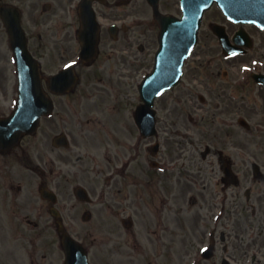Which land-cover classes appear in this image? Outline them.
<instances>
[{"label":"flooded vegetation","instance_id":"af4514ba","mask_svg":"<svg viewBox=\"0 0 264 264\" xmlns=\"http://www.w3.org/2000/svg\"><path fill=\"white\" fill-rule=\"evenodd\" d=\"M135 1L94 4L99 19L108 25L101 28L97 59L83 61L79 0H27L34 26L28 16L24 25L34 55L49 67L45 86L55 109L46 117L44 136L28 134L17 146L0 149V264H66V232L80 244L70 248H80L90 264H264V171L257 152L261 146L245 138V133H264V123L253 125L251 120L261 110V92L256 89L264 90L252 78L253 72H264L252 29L261 30L245 25L254 46L240 59L203 64L206 96L189 88L186 97L177 99V105L188 106L190 123L205 126L206 138L190 142V125L183 122L186 125L177 128L170 116L181 113L163 105L157 115L156 160H150L149 138L134 126L132 113L125 108L122 119L115 105L108 108L117 76L108 64L119 65L123 52L130 56H123L122 66L132 65L135 42L137 55L145 58L150 41L140 29L150 33L157 26L149 5L147 16L132 15ZM120 3L126 6L122 12ZM164 6H177L175 13L181 12V0H159L163 12L174 13ZM113 24L118 26L111 28ZM217 24L224 27L231 45L240 42L242 25L217 5L204 17L201 41L207 36L223 51L213 30ZM139 60L135 62L142 63ZM73 62L79 83L71 92L53 93L52 76ZM10 67L5 53L0 63V77L6 82L0 80V117L12 112L19 96L10 87ZM95 77L98 80L92 81ZM97 86L101 90L92 88ZM86 101L92 114L83 118ZM65 110L71 126L53 128L51 123L64 118ZM191 110L202 117H194ZM241 117L250 122L247 127ZM112 133L116 140L99 148V138L111 139ZM117 152L120 158L115 161ZM181 213L187 218L183 224ZM180 228H185L183 234Z\"/></svg>","mask_w":264,"mask_h":264},{"label":"rangeland","instance_id":"374dc122","mask_svg":"<svg viewBox=\"0 0 264 264\" xmlns=\"http://www.w3.org/2000/svg\"><path fill=\"white\" fill-rule=\"evenodd\" d=\"M20 2L26 7L27 16H28V19H27L28 24H31L33 27L34 23L32 21H29V18H31V20H32L33 16L28 12L27 0H20ZM125 7L126 6L122 5L118 12L124 11ZM164 9L172 10V12L175 13L177 6L175 8H170L168 6L167 7L164 6ZM133 11H134V13H133ZM137 13L138 14L140 13L144 17L148 15V8H147V4L145 3V0H136V6L132 10V15L135 16V14H137ZM252 30H253V33L255 34V41H256L255 51L259 52V59L263 62V64L260 65V69L264 70V32L259 31L255 28H253ZM140 32L145 34L148 37V40L150 41V43L148 44L149 49L147 50V53H146L147 58L146 57L144 58V57L137 55L138 44L135 42L133 50L136 53H134V55H133V58H132L133 60L131 63L132 65H130L126 68H124L122 66V64H124L123 56H125L127 58L130 56V54L123 53V52H121L122 57H119V59L121 61L119 65L116 63L108 64L113 68V70L117 71V73H116L117 76H116V80H115L116 81V94L112 97V99L114 101H111L108 104V108L110 109L111 105L112 106L115 105L117 107L115 109V112L120 114L122 119H123V116H124L123 114H124V110L126 107L121 106L120 104L121 103L123 104L124 101H126L125 100L126 96H131V97L135 98V103H136V100H137L136 97H138L137 83L140 81V79H141L140 77H141L142 73L145 72L147 70L148 66H150L153 63V61H152V57H153V53H154L153 51H154L155 47L157 46V43L155 42L156 29L153 32L149 33V31L146 29V27H141ZM3 33H4L3 30L0 29V45L2 44V42L4 44L6 43L5 33L4 34ZM136 36L139 37V31H136ZM209 39H211V38H209L207 36L202 39L198 50L196 51L195 55L193 56V59L190 61V64L187 67L188 74L186 75L181 86H179L176 89L172 90L171 92L167 93L158 101V107L160 109L164 105V107H166V106L175 107L177 110H179V112L181 113V117H179L180 115H174V116H170V118L176 120V122H177L176 127L179 129H181V127L186 125V124L190 125V126H188V131H189L188 133L192 136H189V138L187 137L190 142L200 141L201 139H205L206 138V130L204 129V131H202L200 129V127H198V125H196V124L194 125V124L190 123V121H189V114L190 113L187 110V106L184 105L185 103H181V104L177 105L176 99L186 97L187 94H189V92H190L189 88H192V85L195 84V81L193 80V69L192 68H195L196 66H198L199 61L204 62L205 60H212L213 63L220 62L218 60V57H220L219 56L220 51H218V49L216 50V47L213 46L214 44H211L212 42H210ZM139 41H140V43H142V40H139ZM121 43H122V41L118 42V45H120ZM209 46H212V49H214V52L213 51H211V52L205 51L206 48H208ZM212 52H213V54H212ZM4 56H5V53L0 48V63H3ZM136 57H139L142 63L137 64L138 62H135ZM250 57H248V59ZM48 68L49 67H47L46 70H49ZM0 75H2V74H0ZM0 80H1V77H0ZM96 80H98L97 77H95L94 80H92V81H96ZM1 81L4 84L6 83L3 80H1ZM92 88L100 89L102 87L97 86V87H92ZM256 92H261V98L259 101L261 110L259 113H255L252 116L253 117L252 119L250 118L252 120L253 125L264 123V90L262 88H260V90L256 89ZM102 93H103V90H102ZM102 102H105V101H102ZM183 108H185V111ZM82 110L86 114L85 117H83V118H86L88 115L92 114V113H90V109L88 107L87 101L85 102V105L83 106ZM65 112H66V114H65ZM65 112L64 111L61 112V113H64V116H62L64 118L60 117V118H58L57 123H51L53 128L57 129L60 126H62V128H64V127L69 128L71 126V123H67L68 120L66 118V116H67L70 119V116H69L70 112H67V110H65ZM192 114L193 115L196 114L199 116L201 113L199 111L198 112L192 111ZM167 117H169V116H167ZM113 118L117 121L119 120V118L117 116H113ZM168 122H169V119H168ZM183 122H185L186 124H184ZM73 125H74V123H73ZM44 126H45V124H44ZM74 127L77 129V127L75 125H74ZM134 131L135 130H133V132ZM79 132H82V128H79ZM182 133L184 134L183 131H182ZM245 134H246L245 138H248L249 140H253L252 141L253 144H257L256 143L257 141L260 142L259 146H261V147H257V150H258L257 152L260 156L259 161L261 162L262 170L264 171V149H263V147H264V133L262 136L259 135L258 131H256L254 134H248V133H245ZM71 135H72V133H71ZM101 135H100V137H101ZM42 136H44V133H41V137ZM116 137H117V135L112 133L111 139H109L105 135L102 138H99V148H100V145H101L102 149L108 148L109 146L107 145V143H111L112 140H116ZM153 140L154 139L149 140V143L151 144L153 142ZM114 145H116V144H112V147H114ZM199 145L200 144L198 143L197 146H199ZM115 147L117 148V146H115ZM202 148L203 147H201L200 149H202ZM82 149L85 150L84 148H82ZM165 151L168 152V149H165ZM111 152H114L113 149H111ZM115 155H116L115 156L116 157L115 161H116L120 158V156H119L118 152ZM123 155H125L124 152H123ZM102 162L105 165L108 164L105 159H102ZM138 177H141L140 174H138ZM131 180H132V178L128 179V181H131ZM186 199H188V198L186 197ZM189 216H190V214H189ZM184 219H187V218H185V215L183 213H181L180 214V224L184 223ZM178 231L180 234H183V232L185 231V228H180V229H178Z\"/></svg>","mask_w":264,"mask_h":264},{"label":"water","instance_id":"95a60500","mask_svg":"<svg viewBox=\"0 0 264 264\" xmlns=\"http://www.w3.org/2000/svg\"><path fill=\"white\" fill-rule=\"evenodd\" d=\"M191 3V7L187 8V12H189L190 14H192L193 16V21L194 19L196 20L197 23V28L199 25V22L201 20V17L204 13V11L209 8L212 5V2L214 0H187V2ZM220 1V0H219ZM231 5H234V9H230V4L228 2L227 4H224L223 6L231 13L235 14V15H240V21H244V22H252V21H258L262 24H264V0H240V3H231ZM2 8V7H1ZM3 9H0V13L2 14ZM5 21L6 18L5 16H3ZM9 29L11 28V31L13 32V34L17 37V36H21V32H19L20 30H18L15 27H11V23H7ZM14 39L16 40V38L14 37ZM196 40V31H192V43L193 44ZM26 44L25 38L23 37V33H22V39H21V44L20 46L22 48H20L19 53L20 54H24V48L23 45ZM188 51L185 52V50L181 51V60L183 61V59L186 57ZM20 67H21V76H22V81H21V85H22V93H24L25 95L22 96V102H25L29 99V93L32 92H42L43 88H42V83H41V77H40V70L38 68V66H36L34 71H31L29 66L26 65L23 60H20ZM39 108V112L37 113V116L39 114H41L43 112V108L38 105L37 106ZM37 118V117H35Z\"/></svg>","mask_w":264,"mask_h":264}]
</instances>
